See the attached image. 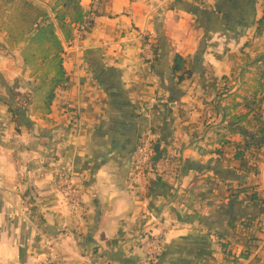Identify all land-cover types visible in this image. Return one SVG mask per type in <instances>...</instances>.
I'll use <instances>...</instances> for the list:
<instances>
[{
    "label": "crops",
    "instance_id": "0c3cea01",
    "mask_svg": "<svg viewBox=\"0 0 264 264\" xmlns=\"http://www.w3.org/2000/svg\"><path fill=\"white\" fill-rule=\"evenodd\" d=\"M33 1L50 10L57 0ZM0 6V264H264L253 230L264 205L250 200L252 190L264 197V0H108L84 35L68 42L58 31L67 83L48 114L23 107L19 130L8 103L38 81ZM141 30L157 47L153 69ZM176 54L191 70L183 80ZM231 102L248 114L237 133L223 118ZM146 130L154 153L133 188ZM62 169L80 189L76 207L60 191ZM251 225L256 239L244 236ZM147 230L166 240L153 262Z\"/></svg>",
    "mask_w": 264,
    "mask_h": 264
},
{
    "label": "trees",
    "instance_id": "16d2710c",
    "mask_svg": "<svg viewBox=\"0 0 264 264\" xmlns=\"http://www.w3.org/2000/svg\"><path fill=\"white\" fill-rule=\"evenodd\" d=\"M2 2L7 12L8 42L11 46L24 43L21 48L23 61L30 67L32 75L38 81L32 93L16 94L14 98L15 100L18 98L19 101L8 103L12 122L19 130V114L23 107L34 103L36 110L48 114L57 89L67 83L68 76L64 67L66 52L58 31L68 42L76 37V32H79L81 25L86 24V32L89 31L95 23L96 16L101 14V9L108 0H95L96 5L90 9L83 7L79 0H57L50 10L33 0H0V3ZM257 31H264V9L262 17L257 21ZM259 62L262 65L258 70V79L264 91V82H261L264 80V57ZM172 71L179 75V80L191 75V70L187 67V59L180 54H176L173 58ZM262 101L264 97L258 99V102ZM238 106H240L239 102H231L223 106V118L227 120L225 128L230 133H237L238 126L248 116V114L233 112ZM243 155V151L238 149L236 156ZM245 190L247 191V188H242L237 194ZM252 191L250 200L264 205V197H259L256 190ZM227 245L224 244L225 247ZM243 255L246 256L247 253Z\"/></svg>",
    "mask_w": 264,
    "mask_h": 264
},
{
    "label": "built area",
    "instance_id": "2783aa9c",
    "mask_svg": "<svg viewBox=\"0 0 264 264\" xmlns=\"http://www.w3.org/2000/svg\"><path fill=\"white\" fill-rule=\"evenodd\" d=\"M85 33L86 24H83L79 28V36H82ZM138 38L141 43V53L143 54L146 63L153 69L158 57L157 47L152 41L149 32L146 30L139 31ZM153 153L152 135L150 130H146L141 134L133 155V169L130 173V182L132 183L133 188L143 186V177H145L146 169L151 166ZM58 183L62 196L68 205H72V207L80 205L81 192L74 181L73 174L69 170L62 169L59 172ZM251 227L252 225L250 228L244 229L243 233L247 239L254 238L249 234L250 232L252 233ZM253 230H255V236L258 234H263L264 236V220L259 219L258 221H254ZM145 236L147 238L145 259L147 262H153L160 257L164 250L166 245L165 236L162 233H154L153 231L148 230L145 231ZM254 239H256V237ZM249 243L251 242L249 241ZM262 244L264 245V239Z\"/></svg>",
    "mask_w": 264,
    "mask_h": 264
}]
</instances>
